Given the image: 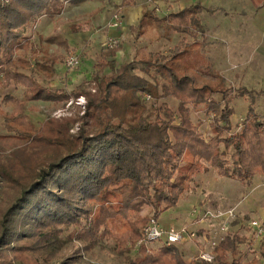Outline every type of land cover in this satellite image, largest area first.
Instances as JSON below:
<instances>
[{
  "label": "trees",
  "instance_id": "obj_1",
  "mask_svg": "<svg viewBox=\"0 0 264 264\" xmlns=\"http://www.w3.org/2000/svg\"><path fill=\"white\" fill-rule=\"evenodd\" d=\"M89 1L93 0H0V72L7 85L24 89L22 100L9 94L1 104L12 110L4 118L6 130L14 135L0 140H12L20 148L10 155L12 165L0 164L6 198L0 209V264H38L33 255L53 246L59 226L80 227L76 237L91 246L98 239H115L122 250H130L127 244L142 239L149 220H159L176 208L195 177L210 167L220 177L243 183L264 178V115L253 101L235 124L237 94L212 73L203 54L199 16L209 10L199 1L162 17L155 8H144L139 24L129 28L132 35L144 37L159 30L167 39L180 34V41L166 53L139 47L133 60L120 66L115 58L123 50L121 41L117 48L106 47L94 65V94L84 90V84L71 93L67 88L51 89L34 74L21 72L31 68L29 53L36 55L28 32L38 21L55 19L67 4ZM132 4L133 0H123L124 6ZM59 37L43 39L42 56L34 60L33 69L49 79L58 61L49 58L50 47L69 52L68 41ZM138 66L150 78L146 85L136 81ZM107 69L110 74H105ZM80 96L87 105L77 136L70 134L72 118H48L35 129L26 115L33 102L62 104ZM145 96L155 103L174 98L178 109L164 104L157 119L150 121ZM200 107L210 123L209 138L190 118L191 109ZM37 150L52 157L26 163ZM146 207L153 209L152 217L142 215ZM246 242L240 232H229L213 250V263L187 262L176 245H141L126 264H259L242 257L240 245Z\"/></svg>",
  "mask_w": 264,
  "mask_h": 264
},
{
  "label": "rangeland",
  "instance_id": "obj_2",
  "mask_svg": "<svg viewBox=\"0 0 264 264\" xmlns=\"http://www.w3.org/2000/svg\"><path fill=\"white\" fill-rule=\"evenodd\" d=\"M197 1L209 10L200 14L198 24L200 40L203 39L202 41H204V52H210L206 49L213 47V38L218 31L223 32L225 35H230L233 33L232 30L234 32L237 30L242 35H248L252 39H256L261 35L260 32L248 24L249 21H252L251 17L247 16V13H251L249 0L247 2L246 0H133V4L130 6H124L123 0H93L78 8L70 7L67 4L61 15L55 19H50L49 17L41 18L37 25L28 32V35L31 36L32 49L36 52V55L32 57V54L29 53L28 57L32 62L31 68L21 70V72L27 75L34 74V78L45 87L51 89L67 88V91L71 93L84 84V90L94 94L97 89L94 82H92V74L95 72L94 65L98 62L101 51L106 48V43L110 39L118 38L123 45V50L117 55V63L122 65V63L129 62L134 58L136 49L139 47L147 46L152 52L166 53L182 37L178 33H173L169 39L162 38V32L150 30L146 37L137 38L129 33V24L134 22L133 20L135 19H129V21L123 17L124 12L128 10L126 8L141 7L142 10H139L138 14L134 15V17L138 18L143 13L144 8H155L157 14L162 17L171 12L181 11ZM116 16L120 18L121 24L119 27H125L126 30L124 32L119 28L111 32L113 29L110 25ZM222 20L226 22L229 20V24L231 23L230 21H233L232 26L217 27L216 23ZM77 28L82 29L85 34L75 32ZM52 35L66 36V39L75 48H69L67 53L56 45L50 47L49 58L58 61L55 64V75L52 79H49L37 73L33 68L36 57L42 56L39 51L44 46L45 41L43 39L45 40ZM72 56L77 58L79 64L73 70H69L66 62ZM110 73L109 69L105 71V74ZM134 73L139 85H146L150 81V78L143 72L142 67L138 66ZM203 81V79L199 80L198 84H202ZM23 92L24 89L22 87H16L13 83L7 85L4 75L0 72V136L14 135V133H9L5 127L6 119L4 117L9 115L12 110L10 107L1 105L4 97L11 94L16 99L22 100ZM80 97L71 98L62 104L33 102L27 109L26 115H28L35 129H38L48 118H72L75 123L70 127V134L77 136L80 129L84 126L82 118L86 112L87 105V99H83L82 102L84 103H80ZM216 98L220 100V96H216ZM143 100L147 103L148 113L146 116L150 121L157 119V115H159L158 108L162 105H167L173 111H177L179 105L174 98L157 103L150 100L147 101L144 97ZM248 100L245 96L238 97L237 105L235 104V124L241 122L242 112L248 107ZM253 101L257 105L258 112L264 115V97H256L255 100L253 98L250 101L251 104ZM190 118L195 125L199 126L205 137L209 138L211 136L209 120L201 107L199 109L192 108ZM18 148L20 146L15 145L12 140H0V164L12 165L11 161L13 160L10 155ZM35 152V156L27 159L26 163L37 160L40 156L43 157V160L52 157V154H44L40 150ZM210 169L211 171L208 172ZM208 171L202 172L200 174L203 175L200 176L198 174L199 176L195 177L190 184L191 189L183 194L178 206L161 214L158 220L159 224L163 228L186 226L190 232L198 231L196 239L186 243L175 244L184 260L189 261L191 259L190 261H193L199 259L196 255V252L199 251L197 244H202V251L205 253H213L214 250L212 245L210 246L199 240V238L206 236V232L200 227L199 221H197L199 216L202 215L203 205L200 202H203V204L215 202L216 205L213 210L217 212H227L230 209H234L235 217L231 221L229 232L238 231L242 236L247 237V242L240 245L242 257L247 261L256 259L259 264H264V237L262 240H258L253 227H251L253 221H257L264 227V181L259 179L261 182L251 181V183H243L240 181L231 182L229 181L231 179L226 178L229 182H214L215 180H223L225 177H220L212 167ZM257 178L263 177L257 176ZM5 205L6 198L3 184L0 182V209L4 208ZM194 208L198 210L195 215L192 214ZM142 215L147 218L152 217L153 209L146 207ZM208 220L212 221L214 219ZM215 221L221 224L220 221ZM85 225L86 221L83 219V226ZM220 227V225H215L214 229ZM56 229L58 230V236L53 246L41 254L33 255V259L38 264H61L68 260H75L74 264H126V258H134L137 255L135 245L131 243L126 246L130 250H122V247L115 239H98L96 244L91 246L89 241L76 237L77 232L81 229L80 227L59 226ZM17 263L23 264L18 261Z\"/></svg>",
  "mask_w": 264,
  "mask_h": 264
},
{
  "label": "crops",
  "instance_id": "obj_3",
  "mask_svg": "<svg viewBox=\"0 0 264 264\" xmlns=\"http://www.w3.org/2000/svg\"><path fill=\"white\" fill-rule=\"evenodd\" d=\"M247 1L248 0H246V2ZM86 3H84V4H86ZM249 4L251 5V13H247V16L249 18L251 17L252 21L248 20L249 21L248 24L253 29H255L261 33V35H259V37H257L256 39H254V38L252 39V37H250L248 35H246V36L242 35L240 33V31L238 32L237 30H235L236 32H234L232 30L233 33H231L230 35H228V34L225 35V34H223V32L218 31L217 34L215 35V37L213 38L214 39L213 40V47L211 46L210 48L206 49V50H209L211 53L207 52V51L204 52V49H203V54L206 57L207 62L211 66L212 73L214 75H220L225 80L226 85L228 87L232 88L234 90V92L237 94V97L234 101V108L237 105L238 97H240V96H245L249 99L248 100V102H249L248 107L250 105V101L253 98L255 100L256 97L257 98L264 97V96H256V95H254V97H253L252 94L247 93L249 91L263 92L264 93V2L259 3L258 1L254 2V0H249ZM68 5L70 7H73V8H78L83 4H81V5L68 4ZM243 5H245V4H243ZM126 9H128V10H126ZM126 9H125L126 12H124L123 17L127 18L128 20L133 19V18L135 19V20H133L134 22L129 24V28L131 26H137L139 24L141 17H142V14L139 18L134 17V15L138 14L139 10H142V8L141 7H135L132 9L131 8H126ZM242 16H244V15H242ZM45 18H47V17H43L42 19H45ZM230 22L231 23L229 24V20L227 22L222 20L221 22H218L220 24L216 23V26L217 27L218 26L224 27L227 25H231L233 21H230ZM112 29L113 30H111V32L116 30L114 28H112ZM119 29L122 30V32H124L126 30L125 27H119ZM129 33H130V29H129ZM79 34H85V32L82 31ZM52 36H57V35H52ZM146 36H144V37H146ZM59 38L61 39L63 37H61V35H60ZM64 38L66 39V36ZM137 38H139V37H137ZM67 46H68V48H72V49L74 47V45H72L71 42H69V41H68ZM58 48L64 49L66 51L65 47H58ZM206 53H207V55H206ZM115 59L117 61V57ZM117 66H120V65H118V63H117ZM248 107H246L245 111L242 112V116H241L242 119L244 118ZM256 108H257V105H256ZM257 111H258V108H257ZM210 171H211V169L208 172H210ZM199 175L201 176L203 174H199ZM259 179H262L264 181V178L255 177L252 182H261ZM229 181L238 182L235 180H229ZM229 181L226 180V178H225V179L220 180V181L215 180L214 182H229ZM200 203H202V205H203V208H202L203 212H205V211L217 212V211L213 210L215 205H216L215 202H207L205 204H203V202H200ZM181 218L184 219L183 216H181ZM199 219H201V218H199ZM213 221H215V220H212V221L206 220L204 223H200L201 224L200 227L206 232V236L199 238V240H202V242H204L205 244H208L210 246L213 242L219 241L221 239V236H223V233L221 231V227L218 229H214L215 225L221 226V224H219L216 221L215 222H213ZM197 247H198L199 251L196 252V255L199 257L200 254L205 253V252L202 251L203 250L202 244L201 245L197 244ZM190 260L187 262H190Z\"/></svg>",
  "mask_w": 264,
  "mask_h": 264
},
{
  "label": "built area",
  "instance_id": "obj_4",
  "mask_svg": "<svg viewBox=\"0 0 264 264\" xmlns=\"http://www.w3.org/2000/svg\"><path fill=\"white\" fill-rule=\"evenodd\" d=\"M120 18L115 17L113 22L111 23L110 27L114 29H118L120 26ZM120 45V40L118 38L110 39L106 43V47L108 48H117ZM67 67L69 70H73L76 68V66L79 64V61L75 56L70 57L67 62ZM80 103L82 100H85V97H80ZM147 101H149L148 97H144ZM198 210L197 208L193 209L192 214H197ZM235 217V210L230 209L227 212H211V211H202V215L199 216V223H204L208 219H214L221 222V231L223 233V236H221V239L217 242H213L211 245L215 247L219 244L220 241L224 239L226 234L230 231L231 228V221ZM251 227H253L255 231L256 238L258 240H262L264 237V227L261 226L257 221H253L251 223ZM198 236V231H189L188 227L182 226L176 228L175 226H171L169 228H163L158 220L151 218L149 220V223L143 228L142 230V239L138 241L135 245L136 249H139L141 245H149L152 243H165L168 246L175 245L178 243H186L188 241H192L196 239ZM199 259L208 262L213 263L215 260V255L213 253H202L199 255Z\"/></svg>",
  "mask_w": 264,
  "mask_h": 264
}]
</instances>
